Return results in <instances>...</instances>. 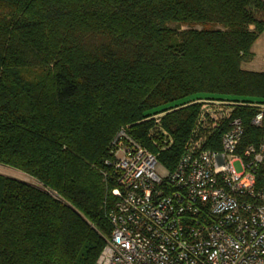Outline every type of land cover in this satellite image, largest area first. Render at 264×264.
<instances>
[{"label": "trees", "instance_id": "1", "mask_svg": "<svg viewBox=\"0 0 264 264\" xmlns=\"http://www.w3.org/2000/svg\"><path fill=\"white\" fill-rule=\"evenodd\" d=\"M264 32L261 0H0V264H95L110 232L103 202L120 129L156 153L198 99L264 103L242 64Z\"/></svg>", "mask_w": 264, "mask_h": 264}, {"label": "built area", "instance_id": "2", "mask_svg": "<svg viewBox=\"0 0 264 264\" xmlns=\"http://www.w3.org/2000/svg\"><path fill=\"white\" fill-rule=\"evenodd\" d=\"M191 104L172 168L159 158L173 144L162 114L149 118L156 153L124 129L113 138L103 173L110 232L95 264H264V103Z\"/></svg>", "mask_w": 264, "mask_h": 264}, {"label": "rangeland", "instance_id": "3", "mask_svg": "<svg viewBox=\"0 0 264 264\" xmlns=\"http://www.w3.org/2000/svg\"><path fill=\"white\" fill-rule=\"evenodd\" d=\"M251 50L253 53V58L249 62L242 64V68L248 71L264 73V32L258 36ZM235 168L237 169L236 165ZM156 172L159 175L164 173L161 168H157ZM0 174L6 177L24 181L28 184L40 186L34 179L30 178L26 174L9 167L0 165Z\"/></svg>", "mask_w": 264, "mask_h": 264}, {"label": "water", "instance_id": "4", "mask_svg": "<svg viewBox=\"0 0 264 264\" xmlns=\"http://www.w3.org/2000/svg\"><path fill=\"white\" fill-rule=\"evenodd\" d=\"M1 175V174H0ZM2 176H4V175H2ZM6 177V176H5ZM8 178H10V177H8ZM12 179H14V178H12ZM15 180H17V179H15ZM18 181H20V180H18ZM21 182H23V183H26V182H24V181H21Z\"/></svg>", "mask_w": 264, "mask_h": 264}]
</instances>
